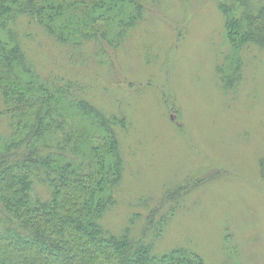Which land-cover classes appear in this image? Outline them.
I'll return each mask as SVG.
<instances>
[{"label":"rangeland","instance_id":"1","mask_svg":"<svg viewBox=\"0 0 264 264\" xmlns=\"http://www.w3.org/2000/svg\"><path fill=\"white\" fill-rule=\"evenodd\" d=\"M143 4L139 27L116 52L106 51L113 69L71 65L40 35L25 42L41 72L92 81L93 103L125 120L116 129L123 178L105 223L119 232L127 216L173 208L159 251L186 249L206 264H264V28L233 52L230 17L221 10L233 6L239 17L255 4L253 18L264 0ZM7 124L0 120V134ZM83 129L70 122L65 130Z\"/></svg>","mask_w":264,"mask_h":264},{"label":"trees","instance_id":"2","mask_svg":"<svg viewBox=\"0 0 264 264\" xmlns=\"http://www.w3.org/2000/svg\"><path fill=\"white\" fill-rule=\"evenodd\" d=\"M143 1L0 0V120L8 121L0 134V264H206L186 249H157L173 208L127 216L119 232L109 228L124 172L116 129L125 120L93 103L92 81L41 72L25 44L40 35L71 65L113 69L106 51L139 27ZM247 7L239 17L221 7L233 52L264 28V10L252 18L256 6ZM70 122L84 127L82 135L65 130Z\"/></svg>","mask_w":264,"mask_h":264}]
</instances>
